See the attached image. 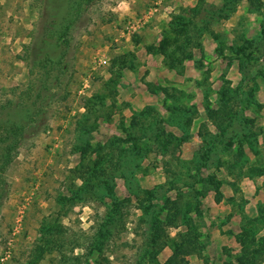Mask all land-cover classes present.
I'll use <instances>...</instances> for the list:
<instances>
[{
	"label": "rangeland",
	"instance_id": "374dc122",
	"mask_svg": "<svg viewBox=\"0 0 264 264\" xmlns=\"http://www.w3.org/2000/svg\"><path fill=\"white\" fill-rule=\"evenodd\" d=\"M0 264H264V0H0Z\"/></svg>",
	"mask_w": 264,
	"mask_h": 264
},
{
	"label": "trees",
	"instance_id": "16d2710c",
	"mask_svg": "<svg viewBox=\"0 0 264 264\" xmlns=\"http://www.w3.org/2000/svg\"><path fill=\"white\" fill-rule=\"evenodd\" d=\"M164 52H165V51H164ZM164 55H165V56H169V55H171L172 60L170 61V66H174V65H175L174 63H175V61H177V60H176V58L173 56L172 52H171V53H164ZM186 55H187V54H186ZM186 55H185V56H186ZM189 249H190V248H189L188 246H187V248H185V246H183V247H180V248H179V251H182V250L185 251V250H189Z\"/></svg>",
	"mask_w": 264,
	"mask_h": 264
},
{
	"label": "built area",
	"instance_id": "2783aa9c",
	"mask_svg": "<svg viewBox=\"0 0 264 264\" xmlns=\"http://www.w3.org/2000/svg\"><path fill=\"white\" fill-rule=\"evenodd\" d=\"M155 9V8H154Z\"/></svg>",
	"mask_w": 264,
	"mask_h": 264
}]
</instances>
